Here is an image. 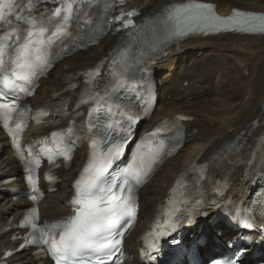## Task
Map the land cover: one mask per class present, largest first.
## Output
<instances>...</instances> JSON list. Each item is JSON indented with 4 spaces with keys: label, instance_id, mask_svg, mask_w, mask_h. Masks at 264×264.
<instances>
[{
    "label": "snow or ice",
    "instance_id": "1",
    "mask_svg": "<svg viewBox=\"0 0 264 264\" xmlns=\"http://www.w3.org/2000/svg\"><path fill=\"white\" fill-rule=\"evenodd\" d=\"M51 2L55 5L53 8L41 10L40 6L49 0H0V123L12 138L18 158L26 165L29 198L34 203L38 202L34 168L39 167L40 161L29 162L21 151L19 135L30 112L28 107L19 105L21 96L31 94L39 76L57 54V48L67 51L69 41L79 40L80 26L95 24L92 9L101 8L107 15L109 7L117 2L122 5L125 0H112L111 4L109 0ZM136 15L135 9L121 10L117 16H108L104 25H119L116 28L119 31L133 26ZM165 20L172 26L170 39L227 30L264 34V14L233 9L231 15L223 17L216 14L214 5L196 0L168 6ZM151 51L152 46H149L147 50H141V56ZM124 52L127 53L128 49L125 48ZM114 63L118 68L111 73V79L107 83L93 80V92L88 100L83 101L90 104L87 123L80 128L72 125L61 132L51 133L52 137H61L59 143L63 147L48 157L50 164H55L56 157L61 156L71 160V151L78 139L89 141L88 163L73 184L72 214L39 224L37 208L31 207L21 221V227L30 228L21 249L36 246L38 254L50 256L54 264H116L114 257L118 259L117 253L123 255V239L133 224L135 190L152 170L151 163L145 166L142 159L137 162V156H133L126 167L114 168L123 154V144L132 125L140 117V112L134 108L117 105L116 114L123 118V122L113 118V97L121 90L139 91L135 74L123 55ZM148 91L150 93L151 89ZM40 112L42 116L48 114L43 109ZM101 120H104L103 124L99 123ZM117 128L121 133L119 136L113 135ZM32 154L30 148L29 155ZM181 222L176 217L159 235L170 234ZM153 250H158L155 243ZM144 255L148 253L144 252Z\"/></svg>",
    "mask_w": 264,
    "mask_h": 264
},
{
    "label": "bare ground",
    "instance_id": "2",
    "mask_svg": "<svg viewBox=\"0 0 264 264\" xmlns=\"http://www.w3.org/2000/svg\"><path fill=\"white\" fill-rule=\"evenodd\" d=\"M120 10H137L138 16H153L167 11L168 6L186 3L188 0H125ZM214 5L220 16H229L233 9L242 12L264 14V0H196ZM118 34H108L97 44L75 57L57 65L30 99L33 104L61 91L64 79L74 72L88 69L117 43ZM155 66V79L161 83L158 100L152 118L143 126L147 130L155 123L182 115L192 118L188 123L184 148L175 158L167 161L154 175L152 181L139 192V215L136 226L129 235L126 249L131 250L135 239L150 222L153 214L174 183L177 175L192 161L201 157L224 154L233 147L228 159L242 157L260 135H264V36L218 33L208 36H188L178 48L169 46ZM229 62L236 65L229 68ZM240 70H238V69ZM237 73L238 79L230 76ZM241 72V73H240ZM216 75L219 77L217 78ZM244 86L236 87L238 81ZM242 85V84H241ZM0 183L18 167L10 157L7 144L0 134ZM234 146L240 147L235 152ZM244 159V160H245ZM82 160L76 151L67 171H59L61 182L56 190L47 193L40 204L42 217H58L65 214L63 204L69 192L70 181ZM240 168L237 169L239 174ZM239 186V185H238ZM24 201H13L0 192V251L4 247L16 248L10 243L8 229L15 223ZM217 227L206 226L203 231L212 236ZM222 230V227L220 226ZM136 260L127 261L134 264ZM8 264H41L29 253H19L8 259Z\"/></svg>",
    "mask_w": 264,
    "mask_h": 264
},
{
    "label": "rangeland",
    "instance_id": "3",
    "mask_svg": "<svg viewBox=\"0 0 264 264\" xmlns=\"http://www.w3.org/2000/svg\"><path fill=\"white\" fill-rule=\"evenodd\" d=\"M235 66H236V65H234L233 63H230V62H229V68H230V69H233ZM236 67H237V66H236ZM237 69H238V68H237ZM238 70H239V69H238ZM239 71H240V70H239ZM240 73H241V72H240ZM216 77L218 78L219 76L216 75ZM230 78H231L232 81H236V80L238 79V75H237V73H235V72L232 73L231 76H230ZM241 84H242V85H241ZM244 84H245V83H244V82L242 83V81L240 80V81H238L236 87H239V88H240L241 86H244Z\"/></svg>",
    "mask_w": 264,
    "mask_h": 264
}]
</instances>
